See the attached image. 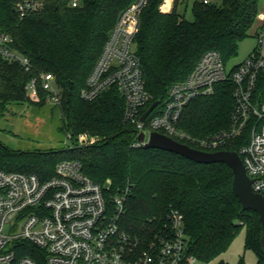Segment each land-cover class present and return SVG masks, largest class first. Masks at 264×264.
I'll use <instances>...</instances> for the list:
<instances>
[{
	"label": "trees",
	"instance_id": "obj_1",
	"mask_svg": "<svg viewBox=\"0 0 264 264\" xmlns=\"http://www.w3.org/2000/svg\"><path fill=\"white\" fill-rule=\"evenodd\" d=\"M19 1L0 0V35L12 39L11 47L28 60L29 69L0 57V114L11 105H45L48 94L41 88V76L51 74L61 130L72 139L67 148L43 153L14 151L0 143V170L45 180L59 162L77 160L89 179L105 186L108 196H123L120 225L127 233L149 238L167 212L176 210L183 216L187 253L202 264L220 257L243 228L245 250L254 252L256 264H264L258 215L241 209L226 164H198L178 154L136 147L117 90L89 102L79 95L119 13L133 0H78L74 8L71 0H42V8L24 19L14 10ZM259 1L222 0L216 5L196 0L193 20L187 21L176 6L163 14L158 10L161 0H149L140 15L135 47L151 101L161 105L169 87L185 80L205 52H218L226 63L236 56L239 42L255 22ZM31 79L37 80L39 102L27 97ZM233 106L231 86L218 85L212 95L189 103L179 127L195 139L216 134L229 128ZM79 134L96 142L78 146L74 137ZM238 144L225 150L237 152ZM13 249L17 257L43 264V253L31 245L20 242Z\"/></svg>",
	"mask_w": 264,
	"mask_h": 264
},
{
	"label": "built area",
	"instance_id": "obj_2",
	"mask_svg": "<svg viewBox=\"0 0 264 264\" xmlns=\"http://www.w3.org/2000/svg\"><path fill=\"white\" fill-rule=\"evenodd\" d=\"M148 2L133 0L119 13L80 97L89 102L105 91L117 90L124 100V122L134 129L136 147H143L137 140L140 133L147 143L152 132L180 143L191 142L205 152L223 151L238 141L237 153L252 181V191L264 197V26L255 36L252 54L243 62L228 67L218 52H205L188 77L172 84L163 103L141 121L153 103L135 47L140 15ZM77 4L78 0H71L73 8ZM42 6V0H20L14 10L24 19ZM174 6L175 0H161L158 10L168 14ZM11 44L8 35H0V57L27 71L28 60ZM218 85L231 86L230 126L204 138H192L179 127L183 111L196 98L212 95ZM41 88L48 94L47 103L59 104L53 75L41 76ZM27 97L39 102L36 79L28 82ZM71 139L67 134L66 140ZM95 142L88 134L74 137L78 146ZM105 192V186L89 179L77 160L59 162L54 175L45 180L0 170V264H37L29 257L16 256L13 246L20 242L41 250L43 264H202L187 253L188 238L178 211H168L149 238H139L120 225L123 196Z\"/></svg>",
	"mask_w": 264,
	"mask_h": 264
},
{
	"label": "rangeland",
	"instance_id": "obj_3",
	"mask_svg": "<svg viewBox=\"0 0 264 264\" xmlns=\"http://www.w3.org/2000/svg\"><path fill=\"white\" fill-rule=\"evenodd\" d=\"M196 0H175L177 13L187 21L193 20L192 5ZM220 5L222 0H209ZM178 5V6H177ZM264 26V0L258 3V14L248 32L247 38L238 44L237 55L229 62L228 67L237 65L248 58L256 47V34ZM61 115L53 104L37 106L33 103L11 105L0 114V143L14 151L51 152L71 146L61 130ZM64 156L59 157V159ZM65 161V160H63ZM5 233L9 232L6 226ZM245 229L235 236L226 251L208 264L223 261L228 264H256L253 251L245 250Z\"/></svg>",
	"mask_w": 264,
	"mask_h": 264
},
{
	"label": "water",
	"instance_id": "obj_4",
	"mask_svg": "<svg viewBox=\"0 0 264 264\" xmlns=\"http://www.w3.org/2000/svg\"><path fill=\"white\" fill-rule=\"evenodd\" d=\"M158 102H153L145 113L141 116V121L152 112ZM139 143L144 148L157 149L165 152L178 154L190 161L198 164H226L232 171L233 178L231 189L237 198L243 211H252L258 215L261 234L259 244L262 254H264V197L252 191V181L248 178L240 156L235 151L205 152L191 148L183 143L177 142L165 135L152 132L148 142L144 143V135L140 133L137 137Z\"/></svg>",
	"mask_w": 264,
	"mask_h": 264
},
{
	"label": "crops",
	"instance_id": "obj_5",
	"mask_svg": "<svg viewBox=\"0 0 264 264\" xmlns=\"http://www.w3.org/2000/svg\"><path fill=\"white\" fill-rule=\"evenodd\" d=\"M209 1V0H208ZM210 3V2H209ZM178 6V5H177Z\"/></svg>",
	"mask_w": 264,
	"mask_h": 264
}]
</instances>
